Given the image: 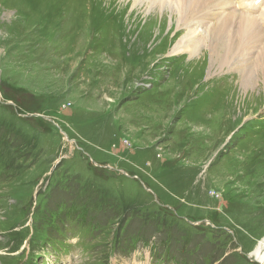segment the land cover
<instances>
[{"label":"rangeland","instance_id":"rangeland-1","mask_svg":"<svg viewBox=\"0 0 264 264\" xmlns=\"http://www.w3.org/2000/svg\"><path fill=\"white\" fill-rule=\"evenodd\" d=\"M150 1L0 0V264H264L263 69Z\"/></svg>","mask_w":264,"mask_h":264},{"label":"bare ground","instance_id":"bare-ground-1","mask_svg":"<svg viewBox=\"0 0 264 264\" xmlns=\"http://www.w3.org/2000/svg\"><path fill=\"white\" fill-rule=\"evenodd\" d=\"M155 1L156 0H151L150 2L154 3ZM255 1L256 0L177 1L178 13H180L181 17L183 16L184 19H187L188 22L194 21L195 25H197V22L200 20H213L215 19L214 17H216L217 23L208 26L205 25L206 32H208V37L211 40V47H209V49H211L212 52L209 53V57L206 55L203 60L207 62L210 61V65L208 66L210 67V72H213L215 68V70L227 68L229 71H232L233 66H237V61L242 67L241 79L238 84L246 87L244 89L246 90V99L249 96L248 93L255 87L258 76L255 71L262 68L263 70L259 72V80H264V5L262 6L261 4L264 0L259 5H257ZM230 9H232V17L228 15ZM258 11L260 12L256 17L249 15L257 14ZM169 13L174 17V12ZM201 24L203 23L201 22ZM199 46L200 36L195 33V28L191 27L190 33L184 34V38L178 40L174 44L172 53L180 52L179 54H182L189 52L192 55L191 57H193L201 50L198 49ZM174 56L175 54H172V57ZM233 60L234 64L229 65ZM252 94L250 95L252 96ZM263 250L264 239L254 252V255L259 259L260 257L262 258L264 256V254H262ZM260 260L264 261V257Z\"/></svg>","mask_w":264,"mask_h":264},{"label":"trees","instance_id":"trees-1","mask_svg":"<svg viewBox=\"0 0 264 264\" xmlns=\"http://www.w3.org/2000/svg\"><path fill=\"white\" fill-rule=\"evenodd\" d=\"M172 56H167L166 58H171ZM177 58V57H176ZM163 60V59H162ZM161 60V61H162ZM172 60H174L175 61V59L174 58H172ZM180 63V62H179ZM179 63H177V65L179 64ZM174 64H176L175 62H174ZM173 64V65H174ZM1 84H4V86H6L7 85V81L6 80H3L2 79V83ZM156 89H158L157 87L156 88H154L152 91H155ZM70 186V188H71V190H74L76 187H74V186H71V185H69ZM82 202H85V201H82ZM80 204H83V203H80ZM46 206L47 207H51V205H50V201H48L47 202V204H46ZM68 217H72L71 215H68ZM156 220H159V219H156Z\"/></svg>","mask_w":264,"mask_h":264}]
</instances>
